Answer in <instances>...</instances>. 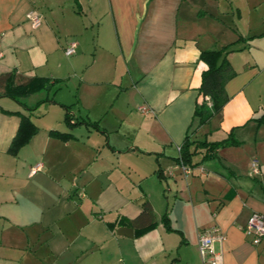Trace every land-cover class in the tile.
Listing matches in <instances>:
<instances>
[{
  "label": "crops",
  "instance_id": "obj_1",
  "mask_svg": "<svg viewBox=\"0 0 264 264\" xmlns=\"http://www.w3.org/2000/svg\"><path fill=\"white\" fill-rule=\"evenodd\" d=\"M63 34L77 39L71 60ZM227 46L229 102L216 126L197 128L200 54ZM8 73L60 88L59 99L0 96V264H206L199 233L214 226L225 236L216 244L223 264H264V239L254 246L245 233L252 214L264 215V0H0V75ZM73 80L86 118L59 96ZM46 99L42 119L30 116L37 133L11 154L21 115ZM230 134L239 146L206 161L200 150L184 172L187 136ZM147 202L155 226L137 231L131 222Z\"/></svg>",
  "mask_w": 264,
  "mask_h": 264
},
{
  "label": "trees",
  "instance_id": "obj_2",
  "mask_svg": "<svg viewBox=\"0 0 264 264\" xmlns=\"http://www.w3.org/2000/svg\"><path fill=\"white\" fill-rule=\"evenodd\" d=\"M231 46H227L221 50H207L200 54V61L207 65V69L202 74V82L199 89L200 101L195 110V118L198 120L197 128L208 125L212 120L218 118L222 119V113L229 102V97L225 90L226 83L235 76V72L228 60V55L232 52ZM52 85L49 79L45 78H30L22 79L20 75L16 73H8L0 75V96L4 95L12 100L21 103V99L25 98L33 93L45 91L47 86ZM41 101L38 105L31 107L29 115H21V126L15 139L13 140L10 153L17 155L19 150L25 146L31 138L37 133L38 128L31 120V115L37 111L44 102ZM66 120L71 122V118L67 115ZM52 136H55L62 140H69L72 138L71 134L60 133L57 131L51 132ZM238 142L233 134H230L228 138L210 142L204 141H191L190 136H187L182 147V152L179 162L186 166L195 167L192 164V158L201 154L204 150L203 161L212 160L216 158L218 149L239 146ZM169 218L164 215L163 222L168 223ZM132 227L137 231L145 232L154 228L155 217L154 211L150 203L143 205V212L139 217L131 222Z\"/></svg>",
  "mask_w": 264,
  "mask_h": 264
},
{
  "label": "built area",
  "instance_id": "obj_3",
  "mask_svg": "<svg viewBox=\"0 0 264 264\" xmlns=\"http://www.w3.org/2000/svg\"><path fill=\"white\" fill-rule=\"evenodd\" d=\"M28 20L35 29L41 27L43 22L41 15L35 12H30L28 14ZM77 48V42H72L69 44V46L65 49L66 56L71 57L75 55ZM140 110L142 113L148 112L145 107L140 108ZM178 151L181 155L182 147H179ZM181 164L183 165L185 173L192 172L190 167L184 166L183 163ZM252 172L255 175L259 174V162L256 159L252 161ZM245 233L251 239V242L254 246L260 245L264 239V215L259 213L252 214L247 222ZM224 239L225 236L218 226H214L199 233V251L204 263L223 264V254L217 251L216 244L222 243Z\"/></svg>",
  "mask_w": 264,
  "mask_h": 264
},
{
  "label": "rangeland",
  "instance_id": "obj_4",
  "mask_svg": "<svg viewBox=\"0 0 264 264\" xmlns=\"http://www.w3.org/2000/svg\"><path fill=\"white\" fill-rule=\"evenodd\" d=\"M60 40H61L62 46H64V47H66V45H67L66 41H67L68 44H71L72 42H77V39L75 37H70L69 35H65V34H63L60 37ZM71 58H73V57H69V58H66V59L67 60H71ZM89 58H90V56H89ZM73 84H75L76 86L73 85ZM79 85H80L79 80L78 81L73 80L72 81V87L70 85H68L67 82H65L61 86V88L63 90L60 91V94H59V96H61V99H62V97H64L63 98L64 102H70V103H68V105L72 109V112L74 113V116H77L76 117L77 119H80L82 117L86 118L83 115L84 111H83V108H82V106H81V104L79 102V94H78L79 91L77 89ZM59 88H60V86H57V87H54L52 90L45 91L44 93H45V95L49 96L51 99L52 98L59 99V97L56 96V93H57ZM27 101H28V99H27ZM29 101H31V100H29ZM92 102H93V104H91L89 102L90 104L88 106V109H90L92 112H94L93 114H95V111L97 109L103 108V106L105 104V91L100 93L99 95L96 94L92 98ZM34 104H35V102H34ZM2 105L6 106L5 103H2ZM12 105H13L14 108L16 107V106H14L15 104H12ZM45 107H48V106H45ZM45 107L41 106L37 111L34 112V114H33L34 121H38V119H42L43 115L45 114L44 113L45 109H46ZM211 122L213 123L211 128H213L214 126H216L219 123V119L216 118V119H214V121L212 120ZM211 122H210V124H211ZM196 125L198 126V123ZM199 138H204V134H201Z\"/></svg>",
  "mask_w": 264,
  "mask_h": 264
},
{
  "label": "water",
  "instance_id": "obj_5",
  "mask_svg": "<svg viewBox=\"0 0 264 264\" xmlns=\"http://www.w3.org/2000/svg\"><path fill=\"white\" fill-rule=\"evenodd\" d=\"M49 89V87H48ZM119 235L121 236H127V237H133V230L129 228H122L119 230Z\"/></svg>",
  "mask_w": 264,
  "mask_h": 264
}]
</instances>
